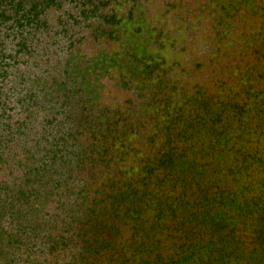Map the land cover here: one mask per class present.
<instances>
[{
    "label": "rangeland",
    "instance_id": "rangeland-1",
    "mask_svg": "<svg viewBox=\"0 0 264 264\" xmlns=\"http://www.w3.org/2000/svg\"><path fill=\"white\" fill-rule=\"evenodd\" d=\"M83 2L99 13L68 0L2 34L20 52L0 180L15 189L33 166L38 205L8 259L163 264L226 242L231 264H264V0Z\"/></svg>",
    "mask_w": 264,
    "mask_h": 264
},
{
    "label": "trees",
    "instance_id": "trees-1",
    "mask_svg": "<svg viewBox=\"0 0 264 264\" xmlns=\"http://www.w3.org/2000/svg\"><path fill=\"white\" fill-rule=\"evenodd\" d=\"M68 0H0V98L4 93V81L6 80V71L8 68L12 67L11 59L15 60L17 54L20 52V49L17 50L15 56H7L6 51L7 48L3 44L2 34L3 32L7 33L6 35H12L14 33L13 25L16 23L17 26L24 28L26 26L40 27L43 25L42 21H40V16L42 11L46 9H50L53 6H60ZM83 5V13L86 17H90V13H99V6L94 5L93 8H89L84 0H78ZM102 15V14H101ZM105 19L109 22L114 23L116 20L115 15H104ZM12 22V23H10ZM66 22V20H65ZM10 23V24H9ZM15 24V25H16ZM11 25V26H10ZM7 26H10L7 27ZM9 28V29H8ZM21 37L17 43V46L20 43H24L26 40V35L23 36V32H21ZM13 39H17V35L13 37ZM72 40V39H70ZM22 83V82H21ZM20 83V86H21ZM21 89L17 92L18 95L22 93L24 87H20ZM28 90V89H27ZM32 91V90H31ZM24 94V93H23ZM25 96V95H23ZM33 92L28 97V99H32ZM27 105L29 103H26ZM2 104L0 103V106ZM8 105V104H7ZM0 111V148L4 147L5 149L8 147L10 142V136L12 133L8 132V122L9 116L7 115L6 109L4 108ZM16 130H21L23 126V122L19 120L16 121ZM59 144L57 140L52 141L50 143V154L47 156L54 158L58 156ZM47 159V158H46ZM2 152H0V165L3 163ZM47 161V160H46ZM41 169V170H40ZM40 170L41 175H44V178H51L54 172L51 171L49 162H42L41 166L37 168ZM33 166L31 170H29V180L25 179L17 188L11 189L8 183L5 180H0V264H14L13 259H8V256L12 255V258L17 253L18 247L16 244L18 240H22L24 236V230L26 227H31L33 224V218L29 217V215L33 216V210L36 207L33 205ZM47 182V181H46ZM15 190L14 192H12ZM139 188L135 184L128 185L127 190L123 192L124 200H131L130 198L139 194ZM122 195V194H121ZM119 199V198H118ZM128 199V200H127ZM114 202L119 203V200H114ZM121 204V203H120ZM119 204V206H120ZM119 206L117 208H119ZM120 209V208H119ZM37 210V209H36ZM128 209L124 210L127 212ZM117 211V210H115ZM219 216L222 217V214ZM218 218V216H217ZM221 219V218H220ZM27 223V224H26ZM25 224V225H24ZM25 226V227H24ZM28 229V228H27ZM27 231V230H26ZM27 233V232H25ZM110 240V238L108 239ZM12 247V251L10 248ZM231 250V251H230ZM239 248H233L231 244H227L226 242L220 244V246L212 247L209 244V247H202V254H191L190 256H185L181 258L179 261H168L162 262L163 264H231L237 258H241V254H235L239 252ZM96 253H100L96 251Z\"/></svg>",
    "mask_w": 264,
    "mask_h": 264
}]
</instances>
